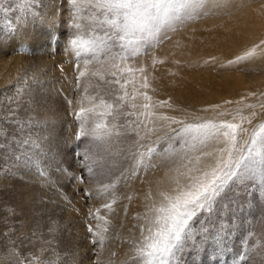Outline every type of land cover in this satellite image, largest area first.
I'll return each mask as SVG.
<instances>
[{"label": "snow or ice", "instance_id": "1", "mask_svg": "<svg viewBox=\"0 0 264 264\" xmlns=\"http://www.w3.org/2000/svg\"><path fill=\"white\" fill-rule=\"evenodd\" d=\"M65 2L72 5L67 25L73 30L65 52L73 54L76 72L74 98L67 103L79 105L73 113L79 123L76 139L84 138L86 145V151L77 155L82 157L80 165L88 172L89 182L99 185V195L106 197L101 207L109 214L102 215L101 208L88 209V217L96 222L88 224L90 242L100 249L96 264H103L99 257L109 240V216L118 202L117 184L121 179L137 178L141 172L146 177L149 170L160 169H166L164 178L155 181V191L149 187L144 213L135 217L139 223L132 226L138 229V236L130 230L132 235L125 238L131 245L126 264H184V256L194 250L223 256L231 234L226 192L246 181L258 184L264 192V92L248 93V97L257 98L255 103L241 96L201 109L214 113L210 116L189 119L168 115L158 109H171L172 104L154 100L149 94L155 92L149 66L135 61L170 39L167 31H176L175 23L217 11L230 14L231 0ZM17 8L26 16L37 15L35 0H17ZM51 23L55 26V16ZM258 55H264V39L229 60L228 65H239ZM210 59L215 61L216 57ZM163 63L153 56L151 68ZM9 115L14 117V110L9 109ZM23 129L20 125L17 130L22 134ZM0 133L7 138L3 129ZM26 145L42 150L41 145L30 137L17 142V147L25 149L26 162L38 164L28 155ZM116 171L119 176L111 179ZM40 174L46 172L41 170ZM77 179L84 183L83 176ZM83 191L86 198L93 197L88 189ZM125 199L131 202L132 197ZM123 213L128 215L127 206ZM58 227L52 221L48 231L55 233ZM37 238L51 246L42 236ZM113 238L119 239V233ZM8 239L12 247L7 256L12 264H52L51 257H37L35 252L24 255L17 250L16 241ZM47 250L42 247V253ZM60 261L67 264L63 258Z\"/></svg>", "mask_w": 264, "mask_h": 264}, {"label": "bare ground", "instance_id": "2", "mask_svg": "<svg viewBox=\"0 0 264 264\" xmlns=\"http://www.w3.org/2000/svg\"><path fill=\"white\" fill-rule=\"evenodd\" d=\"M0 1H1L0 3L4 2L7 8L9 6L10 9V10L8 9L7 11H4L3 10L4 8L0 9V14H4L6 16V19L8 18L11 22H17V25L20 26V31L17 32V34L15 33V35L6 34L7 35L6 36L2 33H1L2 35H0V86H5L3 88H5V90L7 91L9 90L10 95H12V97L14 96L19 97L20 95L22 96V94L26 96L32 93L35 95L34 98H40L41 101V97L45 95H43L44 93L41 94L39 92H41L42 90H45L47 92L52 91V87L49 83L50 79L53 77L52 74L53 70L51 66L52 61L47 59L48 56L41 54L39 50H38L39 53L38 52L37 54L34 53V55L36 56L32 57L33 61L30 60L32 61L34 68L33 71H28V73L32 72L29 74V76L35 77L32 79L26 77L27 72H24L23 74L19 73L25 67L24 62H27L28 60L27 61L24 59L20 60V58L14 60L13 57L11 59V57H9L8 55L6 56V53L11 51L14 45H18L22 47L23 44L25 43H29L31 46L33 45V47L35 45L39 47V45H41V41H42L41 39L46 37L47 35L45 31V27L48 26L47 25L48 20L47 21L43 20L44 22L43 21L39 22L38 20L39 17L37 18L38 15L35 18L24 15V13L17 8V0H13L10 2L9 0H0ZM251 2L250 1L246 2L248 5L244 6L245 3H243L242 0L234 1L232 4L233 7L230 9L231 10L230 14H224L223 12L217 11L215 14L216 16H224V17H220V19H223V22H221L220 26L217 28L214 27V29L211 28L209 29L208 32H199L198 30H196L195 35L199 37L201 41L202 40L210 41L211 46L219 45L220 42L222 46L226 45L228 48L236 46L237 49L238 48L241 49L240 41L242 42V40H240V38H243L245 33L250 34V40L253 39L251 43L252 42L259 43L260 39H264V6L259 7L257 5L258 3H264V0H256L253 3ZM13 3H15V5L10 6ZM249 3L251 4L249 5ZM242 7H246V8L242 12H239L240 11L239 8L242 9ZM225 15L227 16V18ZM200 17H203V15H201ZM196 19L197 18L187 20V22H192L193 20L196 21ZM179 24L180 23H175L174 26L178 29ZM190 24L193 25L192 23ZM5 32H7V30ZM169 32L170 31H167V34ZM51 34H53V32ZM175 38L173 40L171 39L172 41L169 42L170 46L172 45L171 48L167 47V45L163 43L162 45L161 44L159 45V49H158L159 52L157 53H159L158 55L159 58L164 60L165 63L161 64L160 66L158 65L157 67H155L154 70L151 68L148 61L143 62V60L140 59L139 62H137V65L141 63L148 65L149 75H154L158 77V78H154L156 80V84H153L154 79L149 78L152 87L155 88V92L150 91L149 94L153 96L154 100H164L165 98L164 92L170 91L173 100L182 104L181 107L178 104L176 106L174 105V107L171 108L174 111L171 114L178 117H187L190 119L195 114L199 116L214 115V113H210V112L205 113L201 111V109L208 107L210 104H206L205 106L199 108L196 106V105H201L203 102L206 103L208 102V100H210L203 98V92H201L200 90L210 91L211 89L214 88V84L211 83L210 81L211 80L210 78H212L213 75H215L213 73H216V75L220 76L221 78H225L224 76L226 74V71L233 69L240 70V66L245 62H242L239 65H228V61L234 59L236 55L241 54L243 49L238 50L236 52H232V51L226 52L227 54L226 53L223 54L222 49H218L217 52H214L211 49V52H209L210 55H205V54L203 55V53H197L191 56V58L192 57L195 58V61L197 60L198 56L205 57L206 59L202 61L201 59H199L196 62L193 61L187 63V62H183V60L186 59L185 56L181 55V53H178L177 47H174L175 45L174 43H176L177 41V39ZM237 38L239 40H237ZM248 40L249 39L247 38L246 41ZM190 45H188V47H190ZM249 47L251 46H248V48ZM180 51H182V49ZM188 52H190V48ZM190 55L191 52L189 53V56ZM211 57H216V60L212 61L210 59ZM28 59L30 58L28 57ZM255 59L258 60L260 64L259 66L260 72L257 74H261L262 72L264 73V55H258L254 57V60ZM174 61H180V62L179 64H177L174 63ZM205 61H209V62L205 63ZM221 64L225 65V67H221ZM160 67H163L164 69L163 74H160L158 71ZM174 68H178V69L180 68L181 70L185 69L188 79L184 81L182 79V76L179 78L177 76L178 71H173ZM197 70L202 72V74L195 73L194 75L192 71L197 72ZM171 71H173L174 73H172ZM243 74L242 76H244ZM24 79H27V81L24 82ZM173 79H177V80H173ZM54 80L56 81V78ZM31 81L34 82V84L33 83L29 84ZM226 82L227 83L222 85L223 89L226 87L227 89L234 90L235 87H238L237 85H235V83L233 82L230 83V79H228V81ZM169 86L171 87L169 88ZM15 87H17V90L14 92L13 89ZM20 91H22V93ZM18 93L20 95H18ZM232 93H234V91H232ZM223 94L222 97L219 96L221 100L224 97ZM229 96L232 95H228V98ZM238 96L239 95L234 96L232 100L233 101L239 100L240 98H238ZM3 100L5 101L6 99ZM6 101L3 103L0 102V109H1L0 111L3 112V114H7L6 113L7 105H5ZM250 102L255 103L256 99L255 100L253 99ZM187 103H193L195 104V106L190 108H183V106ZM213 103L215 104L214 101ZM14 104L15 106L19 105V103H14ZM86 105L87 102H85V106ZM23 106L25 107V103L23 104ZM165 108L158 109V111L165 113ZM13 119L12 121H14ZM4 120L5 119H2L0 121L2 122ZM56 131H57L56 128L54 129V132L48 129L45 130V134L42 136L43 141L45 143L43 144L42 150L40 149V151H37L35 148L34 150L31 146H28L27 148L28 154L32 155L33 159L38 161V164L28 163L26 162V157L23 158L20 156V153L16 150L17 148L12 145L11 141H9L10 137L12 136L11 134H8L6 139H4L3 137V139L1 138L0 140L2 144V149L0 150V154H3L4 156L0 158V172H2L0 173V264H12L11 259L8 258L7 256L9 248L12 247L11 241L8 239V237H11V240H16L17 243L26 242L31 250V254L35 252L37 257H40L41 255H43L44 257H51L52 264H61L60 258H63V261H66L67 264H96V260H97L96 253L99 252L100 249L98 245H93L90 242L92 239V235L87 230L89 223L95 224L96 222L94 220H91L88 217L87 213L89 208H93V209L101 208L102 215H109L107 211L101 207L102 204L106 202V197L99 195L97 191L99 185H97L95 182H91V183L88 182L87 184H85L83 189H81L79 185H77L78 184L77 182H70V180L67 179V177L61 178L63 175V174L60 175L61 173L59 174L60 178L55 179L54 176L50 174L51 179L50 178L47 179V183L42 182V178H41L42 176L40 174L41 170H46L48 165L56 167L59 164L60 166L61 164H65L68 160V156L66 152L63 150L64 148H62L63 144L62 145L59 144L60 143L59 140H61V138L60 136H58L59 133ZM64 134L65 133H63L62 135ZM63 137L65 138V136ZM17 157H19V159ZM38 170L40 171L38 172ZM165 171L166 169L149 170L146 177H145V173L141 172L137 178L129 179L127 181L121 179L119 184H117L115 193L118 198V202L117 204L114 205L116 211L111 213V215L109 216V218L112 220L111 230L108 234L109 240L107 241L105 248L103 249L99 257V259L103 262V264H126L129 255H131L130 252L131 245L125 242V238L130 237L132 235V231H135L136 235L138 236L139 234L138 229L136 230L132 229V226L134 224L139 223V221H137L135 217L138 214L142 215L144 213V205L145 203H147V201L145 200V195L147 194L149 187H152L153 191H155V187H156L155 181L158 179H163ZM46 172L49 171L47 170ZM115 177H117L116 174L114 177H111V179H115ZM104 182H108V181L105 180ZM255 184L256 183L254 182L246 181L245 184L237 185L235 189H233L232 191L226 192L225 204L228 205V208L230 210L229 214L230 215L234 214L237 216V221L241 219L242 221L251 220V223L253 224L256 223V220H260L257 226H254L253 224V226L248 229V231L250 232L253 231L259 234L257 227H260L259 228L260 232L264 233L263 231L264 211H262L264 207L262 208L261 205L262 200L260 199V195H258L257 193L253 192V190H251V187L255 186ZM84 189H88L89 191H91L93 193V197L86 198L85 192L83 191ZM237 192L240 193V196L234 198L232 194ZM129 195L132 197L131 202L125 199V197ZM233 203H236V205H233ZM6 204H8L7 205L8 209L9 207H11L14 213L18 215V217H15L16 222H14L13 226L11 227H8L9 225L8 226L5 225L7 216H5V212H4L5 208L3 209V207ZM239 204L240 207L238 206ZM124 206H127L128 208L127 216H125L123 213ZM238 213L240 214L238 215ZM229 214H228V221L232 225L230 236L233 237L237 242H240L239 236L242 235H240L239 233H241L244 230V228H241V225L238 224L237 221H234L232 223L233 221L232 219L234 218L231 217ZM2 216H5V218L3 217L4 218L3 219ZM52 221H55L59 226L58 230L55 233H50L48 231ZM121 223H123V227H120ZM34 231L36 232V236H33ZM117 232L119 233L120 236L119 239L113 238L115 233ZM41 236L50 242L51 244L50 247L48 245H43L42 240L37 238ZM256 236L254 238H256ZM25 237H27V239H25ZM231 241H233V239ZM42 247L47 248L48 250L42 253ZM112 252H115L116 255L112 256L111 255ZM190 253L191 252H189L188 254ZM193 258L194 256L192 255L191 257V254L188 256L186 260L183 258L186 262L184 264H195L194 261L196 259L194 260ZM204 263L205 262H202V264Z\"/></svg>", "mask_w": 264, "mask_h": 264}, {"label": "rangeland", "instance_id": "3", "mask_svg": "<svg viewBox=\"0 0 264 264\" xmlns=\"http://www.w3.org/2000/svg\"><path fill=\"white\" fill-rule=\"evenodd\" d=\"M10 1H13V0H9V2ZM234 1H236V0H231V3L233 4ZM242 1H243V3H245L244 6H246V5H248L246 2H249V1L251 2L252 0H242ZM255 1L256 0L252 1L251 3L255 2ZM251 3H249V5ZM14 5H15V3H13L10 6H14ZM55 5H57V6H55ZM257 6L263 7L264 3H258ZM51 7H54V8H51ZM71 8H72V5L70 3H66L65 0H61V1L60 0H54V1L53 0H35V11L38 15V16L36 15L37 18L39 17L38 18L39 22H41L43 20H45V21L48 20V24H47L48 26L45 27V31L47 33L46 37L41 39L42 41H41V45H39V47H37L36 45L33 47V45L31 46L29 43H25V44L22 43L23 44L22 47L18 46V45H14L12 50L9 51L8 53H6V56L8 55L9 57H11V59L13 57L14 60H16L17 58L18 59L20 58V60H23V59L26 61L28 60L27 62H24L25 67L19 73L23 74L24 72H27L26 77H29L32 79L35 77L29 76V74L32 72L28 73V71H33L34 65L32 64V61H33L32 57L36 56V55H34V53L37 54V52L39 50V52H41V54L48 56L47 59L52 61L51 66H52V70H53L52 71L53 77L49 81V83L52 87V91L47 92L45 90H42L41 92H39L41 94L44 93L43 95H45V96L41 97V101H40V98H34L35 95L32 93H30L26 96H24V94H22V96H21L18 93V95H20L19 97L18 96L12 97V95H10L9 90L7 91V90H5V88H3L5 86H0V88L2 87L0 89V98H1L0 102L3 103L7 100L5 103V105H7L6 106V113L7 114H3V112L0 111V115H1L0 120L5 119L2 122L0 121V129H3V132L11 134V135L13 133H15V136L12 135L10 137L9 141H11L12 145L17 148L16 150L20 153V156L25 158V155H24L25 149L17 147V144H14V143H17L20 140H23L25 138L30 137L32 140L36 141V143L40 144L42 146L41 148L43 149V144H45V143L43 141L42 136L45 134V130L48 129V130H52L54 132V129L56 128L57 129L56 132L59 133V134L58 133L57 134L61 138V140H59V142H60L59 144H61V145L63 144L62 148H64L63 150L66 152V154L68 156V160L65 164H61L60 166H59V164L56 167L48 165L46 170H43V171L46 172L48 170L49 172H46V175H41L42 176L41 177L42 182L47 183V179H49V178L51 179V175L54 176V178L56 179V178H60V175L63 174L64 176L62 175L61 178L67 177V179H69L70 182H77L78 183L77 185H79V187L81 189H83L85 184H87L90 181V177H89L88 172L85 169L81 168V165H80V161L82 159L81 155H77V153H83L84 151H86V145L84 143V138H82L80 141H78L76 139L77 133L79 131V123H78V121H76L73 113L76 109H78L79 105L73 104L72 106H69L67 103L68 99L74 98L73 88H74V80H75V76H76V72L74 69V62H73L74 61L73 54L71 52H67V53L65 52V48L68 45L69 36H70L71 32L73 31L72 29H69L68 25H67V22L69 21V12H70ZM245 8L246 7H242V9L239 8V10H240L239 12H242L243 10H245ZM0 9L7 11L9 9V6L7 8L6 4L3 2V3H0ZM53 16H55V19H56L55 26H53V25H51V23H49V22H51V19ZM220 17H224V16H216L215 14H213V15H209V16L198 17L196 19V21L193 20L192 22L186 21L183 24L180 23L181 25L180 24L178 25L179 26L178 29L176 28V31L178 30L177 31L178 33L176 31H174V33H173V31H170L167 34V36L170 37V39H167V38H166L167 40L164 39V41L165 40L166 41L163 42V44H165V45H167V47L171 48L172 45L170 46L169 42H171L175 38V36L177 35L175 38V39H177V41H176V43H174L175 44L174 47H177L178 50L177 49L176 50L178 51V53H181V55L185 56L186 59H184L183 62L190 63V62L195 61V58L194 57L191 58V56L195 55L197 53H203V55L204 54L210 55L209 52H211V49L214 52H217L218 49H222L223 54L226 52H230V51L236 52V51L241 50V49H243V51H244L246 48H248V46H252L254 43H256V42L251 43V41L253 39L250 40V34L245 33L243 38H240V40H242V42L240 41L241 49L240 48L237 49L236 46L228 48L226 45L222 46L220 44V42H219V45L211 46L210 41H206V40L201 41V39L195 35L196 30H198L199 32H208L209 29H211V28L214 29V27L215 28L219 27L221 22H223V19H220ZM226 18H227V16H226ZM3 21H4V23H3ZM196 22H198V23H196ZM216 22H217V24H216ZM190 23H192L193 25H191ZM189 24H190V27H189ZM206 25H208V26H206ZM180 26H182V27H180ZM183 27H185V28H183ZM179 28H181V29H179ZM6 30H7V32H5ZM19 31H20V26L17 25V22H11L8 18L6 19V16L4 14H0V35H2V34H4V35L14 34L15 35V33L17 34V32H19ZM49 32H51V33L53 32V34H51ZM53 35H55V37H56L55 41H53ZM173 35H174V38H173ZM247 38L249 39L248 41H246ZM237 40H239V39L237 38ZM249 42H250V44H249ZM208 43L210 46L208 45ZM188 45H190V47H188ZM200 46H202V47H200ZM47 47H49L50 49ZM37 48H39V49H37ZM189 48H190V52H191L190 56H189L190 52H188ZM158 49H159V46L154 48L153 50L150 49L149 55L139 56L136 59L135 63L137 64V62H139V60L142 59L143 62L148 61L149 65L151 66L153 56L156 57L157 59H160L158 56L159 53H157V52H159ZM179 49L180 50L182 49L183 52L180 51ZM150 52H152V53H150ZM17 53L19 54V56ZM45 53H47V54H45ZM155 55H157V56H155ZM28 57L30 59H28ZM193 58H194V60H193ZM199 59H201V61H202L206 58L202 57V56H198L196 61H198ZM30 60H32V61H30ZM57 62L58 63L60 62L59 65ZM158 65L160 66L161 64H157L156 67ZM259 66H260V64H259L258 60H256V59L254 60V58H252L250 61H246L244 64H242L240 66V70H234L233 69V70L226 71V74L224 76L225 78H221L220 76L216 75V73H213L215 75H213V77L210 78L211 79L210 81H211V83L214 84V88L211 89L210 91H206V90L202 91L199 89L201 92H203V98L210 99V100H208V102H206V103L203 102L201 105H196V106L199 108V107L205 106L206 104L211 105V104H214L213 101L215 102V104H217L219 102L223 103L224 100H227L228 95H232V96H229V98H228V100H232V98H234V96H236V95H239L238 98H241V96L248 97V93H250V92H256L257 94H259L260 92H264V88H263L264 87V76H263L264 73L262 72L261 74H257L260 72ZM158 71L160 74H163V72H164L163 67H160V69ZM173 71H178L177 76L179 78L182 76V79L184 81L186 79H188V76H187L185 69L181 70L180 68L179 69L174 68ZM173 71H171V72L174 73ZM192 72L194 73V75H195V73L202 74V72H200L198 70H197V72H194V71H192ZM242 74L244 76H242ZM19 76H20V74H19ZM153 77L158 78L157 76L149 75V78L153 79ZM258 77H259V79H258ZM55 78H56V81L54 80ZM218 79H221V80H218ZM228 79H230V83L233 82L238 87H235L234 90L233 89H227L226 87L223 89L222 85L227 83L226 81H228ZM173 80H177V79H173ZM250 80H251V82H250ZM26 81H27V79H24V82H26ZM32 83L34 84V82H32V81L29 84H32ZM153 84H156L155 79H154ZM188 84H190V83H188ZM220 84H221V87H220ZM258 84L260 87L258 86ZM54 85H55V87H54ZM171 86H169V88ZM216 87H217V89H216ZM54 88H55V90H54ZM56 88H57V90H56ZM2 89H4V90H2ZM16 90H17V87H15L13 89L14 92ZM232 91H234V93H232ZM20 92L22 93V91H20ZM5 94H6V96H5ZM222 94L224 95V97L221 100L220 97H222ZM8 95H10L11 97ZM164 97H165L164 100L166 99L169 101V103L171 102L170 104H172L173 107H174V105L176 106L178 104L181 107V105H182L181 103H178L177 101L173 100V98L170 94V91L164 92ZM3 99H6V100L4 101ZM35 99H38V100H35ZM253 99L255 100L257 98L248 97L247 101L250 102ZM14 103H19V105L15 106ZM24 103H25V107L23 106ZM194 106H195V104H193V103H187L183 106V108H190V107H194ZM9 109H12V110H14V112H16L14 117L11 115H8ZM167 112H168V115H172L171 113L174 111L172 109H169L166 107L165 113L167 114ZM12 119L14 121H12ZM20 125H24V129H23L22 134L17 130ZM60 130H61V132H60ZM63 133H65V134L62 135ZM63 136H65V138ZM1 138L3 139L2 133H0V140H1ZM28 146H30V145H26L25 148H28ZM18 148H19V150H18ZM1 149H2V144L0 142V150ZM36 150L40 151V149H36ZM2 157H4L3 154H0V158H2ZM125 166H127V165H125ZM54 168H56V169H54ZM59 168L62 170H60ZM65 169H67V171H65ZM39 171L40 170H38V172ZM54 171H57V172H54ZM0 173H2V172H0ZM115 174L118 177L119 171H116ZM57 176H59V177H57ZM81 176H83V178H84V183H80L79 179H77V177H81ZM251 190H253V192L260 195V199L262 200L261 205L263 208L264 207V192H262L260 190L259 186L256 184H255V186L251 187ZM232 196H234V198L239 197L240 193H238V192L234 193V194H232ZM7 205L8 204L4 205V207H3V209L5 208L4 209L5 216H7L6 222L5 221L4 222L6 223L5 224L6 226L9 225L8 227H11V226H13L14 222H16L15 217H18V215L14 213V211L12 210L11 207H9V209H8ZM233 205H236V203H233ZM238 206L240 207V204ZM6 208L8 209V211ZM262 211H264V208L262 209ZM239 214L240 213H238V215ZM5 216H2V218L3 217L5 218ZM230 216L234 218V219H232L233 220L232 223L234 221H237L236 215L231 214ZM259 221L260 220H256V223H253L254 226H257L259 224ZM237 222H238V224L241 225V228H244V230L243 231L241 230L242 232L239 233L240 235H242V236H239L240 242H237L233 237L230 236V240H229V244H228V252H226L221 257H217V256L213 255L210 250H208V251L205 250L202 252H197L194 250V253H193V251H191V253H190L191 257L193 255L194 256L193 259L194 260L196 259L194 261L195 264H202V262H205L204 264H219V263L220 264H264V246H263L264 245V233L260 232V230H259L260 227H257L259 234H257L256 232H253V231H251V232L248 231V229L253 226V224L251 223V220L250 221H245V220L242 221V219H241ZM230 226H232V225L230 224ZM234 226H236V225H234ZM10 231H11V229H10ZM263 231H264V229H263ZM255 236H256V238H254ZM232 239H233V241H231ZM16 247H17V250L22 252L24 255L32 256L31 250L28 247L26 242H24V243L23 242H21V243L16 242ZM242 253L244 255H241ZM190 254H188V255L186 254L184 256V259L186 260ZM259 257H261V258H259ZM185 260H184V263H186Z\"/></svg>", "mask_w": 264, "mask_h": 264}]
</instances>
